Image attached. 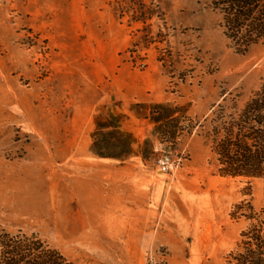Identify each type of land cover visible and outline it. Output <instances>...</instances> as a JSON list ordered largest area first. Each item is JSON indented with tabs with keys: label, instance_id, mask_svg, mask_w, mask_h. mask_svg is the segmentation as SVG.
<instances>
[{
	"label": "rangeland",
	"instance_id": "374dc122",
	"mask_svg": "<svg viewBox=\"0 0 264 264\" xmlns=\"http://www.w3.org/2000/svg\"><path fill=\"white\" fill-rule=\"evenodd\" d=\"M221 8L0 0V264H264V178L220 176L212 134L264 43L237 52Z\"/></svg>",
	"mask_w": 264,
	"mask_h": 264
},
{
	"label": "trees",
	"instance_id": "16d2710c",
	"mask_svg": "<svg viewBox=\"0 0 264 264\" xmlns=\"http://www.w3.org/2000/svg\"><path fill=\"white\" fill-rule=\"evenodd\" d=\"M214 1L222 7L225 35L237 52L245 54L252 46L264 43V0ZM115 134L118 139L127 138L119 125ZM212 134L220 176L264 178V86L238 115L228 116ZM32 264L68 263L51 255L38 256Z\"/></svg>",
	"mask_w": 264,
	"mask_h": 264
},
{
	"label": "built area",
	"instance_id": "2783aa9c",
	"mask_svg": "<svg viewBox=\"0 0 264 264\" xmlns=\"http://www.w3.org/2000/svg\"><path fill=\"white\" fill-rule=\"evenodd\" d=\"M169 167H170V157L169 156H163L159 160V168H160L161 172L162 173L168 172Z\"/></svg>",
	"mask_w": 264,
	"mask_h": 264
}]
</instances>
